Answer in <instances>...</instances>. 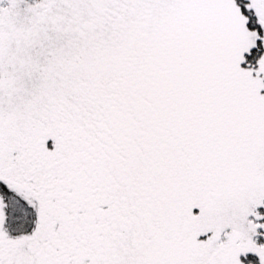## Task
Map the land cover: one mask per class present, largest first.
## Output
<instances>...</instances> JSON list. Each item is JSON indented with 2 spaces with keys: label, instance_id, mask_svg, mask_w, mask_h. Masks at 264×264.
I'll return each instance as SVG.
<instances>
[{
  "label": "snow or ice",
  "instance_id": "snow-or-ice-1",
  "mask_svg": "<svg viewBox=\"0 0 264 264\" xmlns=\"http://www.w3.org/2000/svg\"><path fill=\"white\" fill-rule=\"evenodd\" d=\"M0 264H264V0H0Z\"/></svg>",
  "mask_w": 264,
  "mask_h": 264
}]
</instances>
